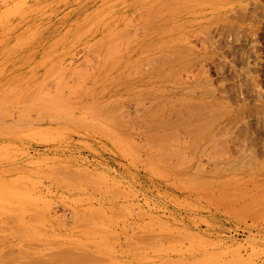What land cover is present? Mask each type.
Returning <instances> with one entry per match:
<instances>
[{"label":"rangeland","instance_id":"obj_1","mask_svg":"<svg viewBox=\"0 0 264 264\" xmlns=\"http://www.w3.org/2000/svg\"><path fill=\"white\" fill-rule=\"evenodd\" d=\"M263 165L264 0H0V264H264Z\"/></svg>","mask_w":264,"mask_h":264},{"label":"bare ground","instance_id":"obj_2","mask_svg":"<svg viewBox=\"0 0 264 264\" xmlns=\"http://www.w3.org/2000/svg\"><path fill=\"white\" fill-rule=\"evenodd\" d=\"M162 17H163V16H162ZM159 32H160V31H159ZM171 32H172V31H171ZM155 33H156V32H155ZM152 34H153V33H152ZM152 34H151V35H152ZM170 34H171V33H170ZM106 52H108V51H106ZM108 55H109V53H108ZM113 55H114V54H113ZM161 55H162V54H161ZM163 55H164V54H163ZM110 56H111V55H110ZM160 57H161V56H160ZM162 57H163V56H162ZM170 57H171V56H170ZM170 57H169V58H170ZM109 58H110V57H109ZM109 58H107V59H109ZM166 58H168V57H166ZM166 58H165V60H166ZM107 59H106V60H107ZM152 59H153V58H152ZM152 59H151V61H153ZM159 59H160V58H159ZM165 60H164V61H165ZM166 62H167V61H166ZM168 62H169V61H168ZM146 63H148V62L146 61ZM154 63H155V62H154ZM170 63H171V62H170ZM149 64H150V62H149ZM163 64H164V63H163ZM156 65H157V64H156ZM160 65H161V64H160ZM148 66H149V65H148ZM147 68H148V67H147ZM154 68H155V67H154ZM158 68H159V67H158ZM163 69H164V68H163ZM85 71H86V70H85ZM149 71H152V69H150ZM159 71H160V70H159ZM33 72H34V71H33ZM107 72H108V71H107ZM84 73H85V72H84ZM84 73H83V74H84ZM155 73H156V72H155ZM172 73H175V72H172ZM167 76H168V75H167ZM117 78H118V77H117ZM153 78H154V77H153ZM108 80H109V79H108ZM149 80H150V79H149ZM153 80H154V79H153ZM115 83H116V82H115ZM147 86H148V85H147ZM179 86H180V85H179ZM117 87H119V86H117ZM117 87H116V88H117ZM132 87H133V85H132ZM197 88H198V87H197ZM138 89H139V88H138ZM162 90H163V89H162ZM165 90H166V89H165ZM108 92H109V91H108ZM120 92H121V91H120ZM157 92H158V90H157ZM157 96H158V95H157ZM135 97H136V96H135ZM109 98H110V97H109ZM171 98H172V97H171ZM180 98H181V97H180ZM135 99H136V98H135ZM104 100H105V99H104ZM136 100H137V99H136ZM176 101H177V100H176ZM184 101H185V100H184ZM187 101H188V100H187ZM191 101H192V100H191ZM138 102H139V101H138ZM153 102H154V101H153ZM157 102H158V101H157ZM160 102H161V101H160ZM139 103H140V102H139ZM168 103H169V102H168ZM112 104H113V103H112ZM162 104H163V103H162ZM162 104H161V105H162ZM164 104H165V103H164ZM170 104H171V103H170ZM166 105H167V103H166ZM187 105H188V104H187ZM191 105H192V104H191ZM115 106H116V105H115ZM172 106H173V105H172ZM195 106H196V104H195ZM174 107H175V106H174ZM176 107H177V106H176ZM103 108H104V107H103ZM110 108H111V107H110ZM162 108H163V106H162ZM196 108H197V107H196ZM158 109H159V108H158ZM192 109H193V108H192ZM216 109H217V108H216ZM218 109H221V108H218ZM169 110H170V109H169ZM195 111H196V110H195ZM99 112H100V111H99ZM140 112H141V111H140ZM186 112H187V111H186ZM191 112H192V111H191ZM204 112H205V111H204ZM100 113H101V112H100ZM191 114H192V113H191ZM220 114H221V113H219V115H220ZM226 115H227V114H226ZM109 116H110V115H109ZM150 116H152V115H150ZM150 116H149V117H150ZM155 116H156V114H155ZM217 116H218V115H217ZM223 116H224V115H223ZM179 118H180V117H179ZM187 118H188V117H187ZM150 119H151V118H150ZM159 119H160V118H159ZM196 119H197V118H196ZM176 120H178V119H176ZM182 120H183V119H182ZM214 120H215V119H214ZM180 121H181V120H180ZM184 121H187V120H184ZM201 121H202V120H201ZM177 122H179V120L176 121L175 123H177ZM193 122H194V121H193ZM199 122H200V120H199ZM204 122H206V121H204ZM162 123H163V122H162ZM188 123H189V122H188ZM206 123H207V122H206ZM213 123H214V121H213ZM151 124H152V123H151ZM183 124H184V123H183ZM183 124H182V125H183ZM182 125H181V127H182ZM162 126H163V125H162ZM199 126H200V125H199ZM178 127H179V126H178ZM178 127H177V128H178ZM194 127H195V126H194ZM196 127H197V126H196ZM203 127H204V126H203ZM203 127H202V128H203ZM205 127H206V125H205ZM154 128H155V127H154ZM156 128H157V127H156ZM192 128H193V126H192ZM197 128H198V127H197ZM210 128H211V127H210ZM157 129H158V128H157ZM168 129H169V128H168ZM198 129H199V128H198ZM158 130H159V129H158ZM196 130H197V129H196ZM202 130H203V129H202ZM225 130H226V129H225ZM164 131H165V130H164ZM193 131H194V130H193ZM197 131H198V130H197ZM220 131H221V130H220ZM171 132H172V131H171ZM171 132H170V134H171ZM183 132H184V131H183ZM213 132H214V131H213ZM221 132H222V131H221ZM155 133H157V132H155ZM172 133H173V132H172ZM177 133H178V132H177ZM167 134H168V133H167ZM199 134H201V133H199ZM199 134H198V135H199ZM154 135H155V134H154ZM154 135H153V136H154ZM171 135H172V134H171ZM175 135H176V134H175ZM195 135H196V134H195ZM219 135H220V134H219ZM224 135H225V134H224ZM226 135H227V134H226ZM157 136H158V134H157ZM157 136H156V137H157ZM210 136H211V135H210ZM221 136H222V135H221ZM173 137H174V136H173ZM218 137H219V136H218ZM208 138H209V137H208ZM214 138H215V137H214ZM7 140H8V139H7ZM193 140H194V139H193ZM196 140H197V139H196ZM189 141H190V140H189ZM159 142H160V141H159ZM199 142H200V140H199ZM225 142H226V141H225ZM187 143H188V142H187ZM208 143H209V141H208ZM35 144H36V143H35ZM220 144H221V143H220ZM207 145H208V144H207ZM224 145H225V143H224ZM204 146H205V145H204ZM204 146H203V148H204ZM32 147H33V146H32ZM213 147H214V146H213ZM216 147H217V146H216ZM227 147H228V146H227ZM173 148H174V147H173ZM218 148H219V147H218ZM220 148H221V147H220ZM203 150H204V149H203ZM223 150H224V149H223ZM183 151H184V150H183ZM193 151H194V150H193ZM212 151H213V150H212ZM188 152H189V151H188ZM195 152H196V151H195ZM180 153H181V152H180ZM214 153H215V152H214ZM214 153H213V154H214ZM219 153H220V152H219ZM219 153H218V154H219ZM174 154H175V153H174ZM200 154H201V152H200ZM190 155H191V154H190ZM209 155H210V153H209ZM217 156H218V155H217ZM153 157H154V156H153ZM183 157H184V156H183ZM175 158H176V157H175ZM23 161H24V160H23ZM168 161H169V160H168ZM161 162H162V161H161ZM164 163H165V162H164ZM187 163H188V162H187ZM168 164H169V163H168ZM201 165H202V164H201ZM261 165H262V164H261ZM176 166H177V165H176ZM263 166H264V165H263ZM18 168H19V167H18ZM200 168H201V167H200ZM20 169H21V168H20ZM184 169H185V168H184ZM258 169H259V168H258ZM94 170H95V169H94ZM16 173H17V172H16ZM16 173H15V174H16ZM80 174H81V173H80ZM81 175H83V174H81ZM5 176H6V175H5ZM8 181H9V180H8ZM202 182H203V181H202ZM92 187H93V186H92ZM94 188H95V187H94ZM96 190H97V189H96ZM73 192H74V191H73ZM92 192H93V191H92ZM118 193H119V192H118ZM5 195H6V194H5ZM8 196H11L12 199L15 200L18 204H23V205H26V206H27V205H31V201H33V200L30 201V200L27 198V196H24V194H23V190H21V187H19V186L17 187V191L9 193ZM116 197H117V196H116ZM86 199H87V198H86ZM9 200H10V199H9ZM9 200H7V202H8ZM112 201H113V200H112ZM7 202H6V203H7ZM10 203H11V202H10ZM7 205H8V204H7ZM9 206L11 207V205H9ZM26 206H25V207H26ZM14 207H15V205H14ZM30 207H31V206H30ZM16 208H18V206H17ZM14 209H15V208H14ZM20 209H21V206H20ZM10 210H11V209H10ZM23 210H25V209H23ZM21 211H22V210H21ZM7 214H8V213H7ZM108 214H109V213H108ZM10 215H11V213H10ZM16 216L18 217V215H16ZM98 217H99V216H98ZM111 217H112V216H111ZM11 218H12V219L14 218L13 220L15 221V216H14V217H11ZM114 219H115V218H114ZM116 219H117V218H116ZM8 220H9V219H8ZM8 220H7V221H8ZM10 220H11V219H10ZM104 220H105V219H104ZM7 221H6V222H7ZM7 223H9V222H7ZM7 223H6V224H7ZM7 226H9V224H8ZM16 228H17V227H16ZM23 228H24V227H23ZM24 230H25V229H24ZM19 233H20V232H19ZM6 234H7V233H6ZM29 235H30V234H29ZM35 235H36V234H35ZM33 236H34V235H33ZM14 237H15V236H14ZM39 237H40V236H39ZM148 238H149V237H148ZM32 239H33V237H32ZM34 240H35V238H34ZM48 240H49V239H48ZM38 241H39V240H38ZM52 241H53V240H52ZM23 243H24V242H23ZM26 243H28V242H26ZM44 243H45V242H44ZM68 243H69V242H68ZM31 244L33 245V242H32ZM34 244H35V243H34ZM38 244H39V243H38ZM45 244H46V243H45ZM72 244H73V243H72ZM3 245H6V244H3ZM7 245H8V244H7ZM23 245H24V244H23ZM23 245H22V246H23ZM32 245H30V246H31L32 248H34V249H36L37 247L41 246V245L37 246V245L35 244V247H33L34 245H33V246H32ZM62 245H63V244H62ZM101 245H102V244H101ZM20 246H21V245H20ZM8 247H9V245H8ZM12 247H13V246H11V248H12ZM23 247H28V244H26V246H23ZM31 247H29V248H31ZM41 247H42V246H41ZM55 247H56V246H55ZM60 247H61V246H60ZM5 248H6V247H5ZM29 248H28V250H29ZM13 249H14V248H13ZM41 249H42V248H41ZM41 249H40V250H41ZM47 249H48V248H47ZM64 249H65V248H64ZM64 249H63V250H64ZM7 250L11 251V249H9V248H7ZM16 250L20 251L19 249H16ZM16 250H15V251H16ZM21 250H22V249H21ZM24 250H25V249H24ZM50 250H52V249H50ZM53 250H54V249H53ZM56 250H57V249H56ZM56 250H54V251H55L56 253H59V252H57ZM60 250H61V249H60ZM63 250H61V251H63ZM103 250H104V249H103ZM4 251H6V250H4ZM12 251H13V250H12ZM12 251H11V252H12ZM15 251H14V254H15ZM33 251H34V250H33ZM54 251H52V252H54ZM58 251H59V250H58ZM64 251H65V250H64ZM68 251H69V250H68ZM68 251H67V252H68ZM11 252H9V253H11ZM39 252H42V253H43V251H39ZM39 252H38V253H39ZM65 252H66V251H65ZM72 252H73V251H72ZM79 252H80V251H79ZM16 253L18 254V252H16ZM20 253H22V252L20 251ZM24 253H26V252H24ZM27 253H28V252H27ZM31 253H32V252H31ZM60 253H61V252H60ZM12 254H13V253H12ZM12 254H11V255H12ZM32 254H33V253H32ZM50 254H53V253H50ZM28 255H29V254H28ZM58 255H59V254H58ZM65 255H66V254H65ZM0 256H1V255H0ZM2 256H4V255L2 254ZM12 256H13V255H12ZM17 256H18V255H17ZM23 256H24V254H23ZM59 256H60V255H59ZM62 256H63V254H62ZM7 257H8V256H7ZM7 257H6V258H7ZM18 257H19V256H18ZM21 257H22V256H21ZM48 257H49V256H48ZM4 258H5V257H4ZM6 258H5V259H6ZM14 258H15V257H14ZM14 258H13L12 260H16L17 257H16L15 259H14ZM24 258H25V257H24ZM24 258H23V260H24ZM36 258H37V257H36ZM36 258L34 257V259H36ZM2 259H3V258H2ZM5 259H4V260H5ZM27 259H28V258H27ZM30 259H31V258H30ZM39 259H40V258H39ZM39 259H38V260H39ZM41 259H42V258H41ZM48 259H49V258H48ZM57 259H58V258H57ZM59 259H60V258H59ZM68 259H69V258H68ZM4 260H3V261H4ZM17 260H18V258H17ZM32 260H33V259H32ZM44 260H47V259H44ZM50 260H53V259L51 258ZM54 260H55V259H54ZM61 260H62V258H61ZM70 260H71V259H70ZM110 260H111V259H110ZM5 261H6V260H5ZM5 261H4V262H5ZM18 261H19L18 264H20V262H22V263L24 262V263H25L27 260H26V261L18 260ZM29 261H30V260H29ZM66 261L68 262L67 259H66ZM71 261H73V259H72ZM104 261H106V260H104ZM0 263H3V262L0 261ZM5 263H6V262H5ZM24 263H23V264H24ZM33 263H34V262H33ZM64 263L66 264V262H64ZM31 264H32V263H31ZM34 264H35V263H34ZM46 264H47V263H46ZM52 264H53V263H52ZM75 264H76V263H75Z\"/></svg>","mask_w":264,"mask_h":264}]
</instances>
